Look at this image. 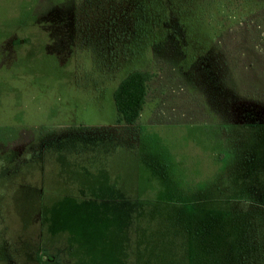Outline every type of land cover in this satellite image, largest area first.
I'll return each mask as SVG.
<instances>
[{"label":"rangeland","instance_id":"374dc122","mask_svg":"<svg viewBox=\"0 0 264 264\" xmlns=\"http://www.w3.org/2000/svg\"><path fill=\"white\" fill-rule=\"evenodd\" d=\"M0 264H264V0H0Z\"/></svg>","mask_w":264,"mask_h":264},{"label":"trees","instance_id":"16d2710c","mask_svg":"<svg viewBox=\"0 0 264 264\" xmlns=\"http://www.w3.org/2000/svg\"><path fill=\"white\" fill-rule=\"evenodd\" d=\"M152 74L145 70H132L120 79L112 92L117 114L116 123L135 125L144 107L147 84Z\"/></svg>","mask_w":264,"mask_h":264}]
</instances>
